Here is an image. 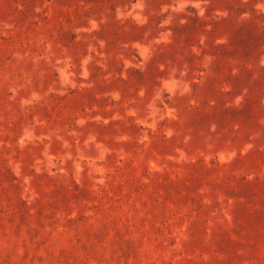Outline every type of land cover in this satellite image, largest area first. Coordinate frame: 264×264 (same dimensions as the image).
Listing matches in <instances>:
<instances>
[{
    "label": "rangeland",
    "instance_id": "obj_1",
    "mask_svg": "<svg viewBox=\"0 0 264 264\" xmlns=\"http://www.w3.org/2000/svg\"><path fill=\"white\" fill-rule=\"evenodd\" d=\"M0 264H264V0H0Z\"/></svg>",
    "mask_w": 264,
    "mask_h": 264
}]
</instances>
